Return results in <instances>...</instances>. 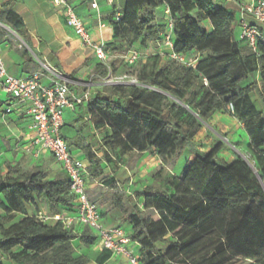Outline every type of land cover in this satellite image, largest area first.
Segmentation results:
<instances>
[{"label":"trees","instance_id":"trees-1","mask_svg":"<svg viewBox=\"0 0 264 264\" xmlns=\"http://www.w3.org/2000/svg\"><path fill=\"white\" fill-rule=\"evenodd\" d=\"M164 5L171 12L172 51L185 61L172 58L171 50L152 55L133 73L138 84L113 85L88 103L98 117L95 127L109 128L110 134L96 151L78 146L89 161L87 172L92 179L104 178V161L97 152L123 137L130 149L162 159L151 175L154 182L142 192L115 194V206L131 226L130 237L144 264H264V109L252 98L259 91L264 106V39L256 51L237 40L235 12L215 0H125L120 20H110L113 38L164 46L167 25L158 21ZM0 19L28 40L23 20L8 7L0 9ZM261 30L264 36V25ZM77 45L68 44L62 55ZM108 69L97 65L100 76ZM230 104L250 137L253 166L241 156L232 163L223 161L221 142L209 152L194 146L202 120L215 112L229 113ZM186 148L196 158L176 177L167 165ZM104 179L116 188L112 179ZM41 198L53 214L77 211L67 175L49 180L41 168L20 172L9 166L5 175L0 171V264L5 259L17 264H90L89 257L76 255L73 241L80 237L90 248L97 237L88 227L78 233L60 220L43 223L30 215L28 206ZM161 242L168 243L165 252L157 246ZM111 257L104 249L95 264H106Z\"/></svg>","mask_w":264,"mask_h":264},{"label":"crops","instance_id":"crops-1","mask_svg":"<svg viewBox=\"0 0 264 264\" xmlns=\"http://www.w3.org/2000/svg\"><path fill=\"white\" fill-rule=\"evenodd\" d=\"M69 1L75 6L77 13L90 29L93 40L96 42L104 41L109 44L112 41L113 29L110 20L114 18V9L116 6L122 9L125 0H114L113 4H110L108 0H100L98 10L92 9L88 0ZM215 1L218 5L235 12L238 28H240L238 40L241 39L240 20L243 17L249 22L257 24L251 15H243L242 7L249 0H240V2L234 0ZM6 7L23 20L29 35L26 41L16 31L24 45H15L10 41L8 35L1 33L0 29L2 59L11 75L27 76L38 71L41 73L42 85L51 86L57 81L67 82L74 96H80L82 93L90 91L92 99L105 90L100 88L102 83L96 82L99 78H103L97 72V65L102 62L95 57L91 48L81 44L74 30L66 24L62 7L56 6L53 0H0V9H6ZM99 20L107 23L104 29L98 27ZM205 25L211 32L213 28L210 21H206ZM70 43L78 45L71 54L63 56L65 47ZM23 52L27 54L25 55ZM45 64L49 66V70L44 67ZM254 79L259 82V74H256ZM252 98L259 109H264L259 91L256 90L252 94ZM11 101V95L3 89L0 81L1 173L5 175L11 166L20 172H29L35 168H41L49 180H55L60 175H67L50 153H42L38 157L34 155V151L29 147L34 134L33 119L28 114L6 113L5 108L11 104ZM72 101L74 106L65 109L69 114L68 118H65L62 134L70 148L77 150L76 155L85 160L88 167L89 161L78 146L89 145L93 151L98 150L103 145L104 137L110 134V129L95 127V121L98 117L93 116L89 111L88 102L78 103L73 98ZM208 120L217 129L211 127L213 132H210L207 127L202 126L193 139L196 149L209 152L220 142V138L216 134L220 135L221 133H228L233 141L239 142L247 149L249 148L250 137L238 118L229 113L215 112ZM97 153L104 161V178L112 179L116 188L109 187L104 178L92 179L87 172L86 180L90 198L99 205L106 225L123 226L130 233L131 226L123 222L121 212L115 206V194L124 193L126 196H133L142 192L145 187L154 182L151 175L160 168L163 161L154 153L144 152L140 154L137 150L130 149L125 137L110 146H104ZM219 156L227 163H232L238 157L227 145H224ZM195 158L192 150L186 148L180 152L174 163L169 162L167 170L176 177H182ZM47 208L50 209L49 202L45 198H41L36 206H28V212L30 215L39 216V214L46 212ZM58 214L63 217H73L76 213L60 212ZM22 217L23 215L18 216V218ZM75 223L74 231L78 233L86 228L77 222ZM66 228L68 227L66 226ZM93 234L95 235L94 232ZM75 242L83 246L86 251L94 252L96 256L103 251L95 244L90 248L85 247L80 237L73 241L74 247ZM78 255L89 257L86 252H81ZM5 263L17 264L9 259H5ZM106 264H128V261L123 257L112 256Z\"/></svg>","mask_w":264,"mask_h":264},{"label":"built area","instance_id":"built-area-1","mask_svg":"<svg viewBox=\"0 0 264 264\" xmlns=\"http://www.w3.org/2000/svg\"><path fill=\"white\" fill-rule=\"evenodd\" d=\"M92 9L98 10L100 0H88ZM110 4L114 0H108ZM56 6L63 8V15L66 24L71 27L78 36L84 47L91 48L95 57L107 65L109 57L107 43L96 42L92 38L90 29L84 20L79 16L76 8L69 0H53ZM166 19V29L164 32V45L171 50V57L180 61H185L183 55H178L172 51L173 42L171 33L173 29L170 8L163 7ZM243 15L249 14L257 24L264 25V0H249L242 7ZM121 9L117 6L114 9V18L120 20ZM107 26L105 21L99 20L98 27L104 29ZM241 39L254 51L257 50L259 41L264 39L263 32L256 24L249 22L245 17L240 20ZM147 56L136 48H131L124 54V61L129 65ZM108 66V65H107ZM49 70L48 65H44ZM0 81L3 89L11 97V104L6 106L5 112H16L28 114L33 119L34 134L30 140L29 147L34 151L35 156L42 153H50L61 165L63 171L70 179V193L74 196L77 204V211L73 217H63L61 214L48 216L45 213L39 214L38 218L43 223L62 221L65 226L71 228L75 222L88 227L97 237V245L101 249L111 251L112 256L123 257L128 264H144L133 246L135 243L130 237V233L123 226H108L104 222L102 211L99 205L94 202L89 195L86 180L87 163L72 152L68 142L62 134L65 126L64 111L72 108L74 103L72 98L78 103L92 101V93L86 91L80 96H74L67 82L57 81L51 86L41 84V73L35 71L27 76L11 75L2 59L0 49ZM207 85L206 78L204 79ZM229 114L234 115V106L229 105Z\"/></svg>","mask_w":264,"mask_h":264},{"label":"rangeland","instance_id":"rangeland-1","mask_svg":"<svg viewBox=\"0 0 264 264\" xmlns=\"http://www.w3.org/2000/svg\"><path fill=\"white\" fill-rule=\"evenodd\" d=\"M236 2H240V0H234ZM164 14L161 10H158V21L160 23H165V17H163ZM256 26H258V28H262L263 25L261 24H256ZM238 24L236 26V38L237 40L239 39V30L240 28H238ZM0 29H1V33H5V35L9 36L10 41L15 44V45H24L23 40L19 37V35L17 34V32L12 29L7 23L6 21L3 19H0ZM164 39V38H163ZM111 44L110 47L108 49V60H107V65L109 67L108 69V73L106 76H103V78H99L98 80H96V82L102 83L100 88L106 89L109 88L113 85H128V84H138V81L136 80V78L134 77L133 73L136 71V68H138L142 63L147 62L149 57L155 54H161L164 56L165 53H167V51L170 50V48L168 46H163L162 43L157 44L156 42H148L146 44L141 45L140 42H134L133 44L130 43V41L127 40H119L116 41L113 38V32H112V38H111ZM131 48H137L138 50H140L142 53H144L147 56H143V58L136 64H133L132 66H130L129 64L125 63L124 61V54L126 53V51L128 49ZM44 64V63H42ZM142 86L145 87H149L151 89H153V87L150 86H146L141 84ZM165 94L171 98L172 100H175V98L173 96H171L170 94L166 93ZM68 114L69 112H67V110L64 112V119L68 118ZM202 126L207 127L210 132H213L212 128L217 129L216 126H213L210 122V120H202ZM219 138H220V142L223 143V145H227L229 146L230 150L236 154L237 156H241L244 157L249 163L250 165H254V158L250 153L249 148L247 149L246 147H244L243 145H241L239 142L233 141L231 136L228 133H221L216 134ZM74 154L77 153L76 149H73ZM67 212V211H64ZM45 214H47L48 216H51L52 213V209H46V212H44ZM76 223H73L71 225V228L74 229ZM158 248L161 249L162 251H166L168 243L167 242H161L157 244ZM136 253L139 254V249L138 247L133 246ZM81 252H86L89 255L90 258V264H95V260H96V254L94 252H90V251H86V249L79 245L78 243L75 242V253L76 255H78ZM140 256V255H139Z\"/></svg>","mask_w":264,"mask_h":264}]
</instances>
